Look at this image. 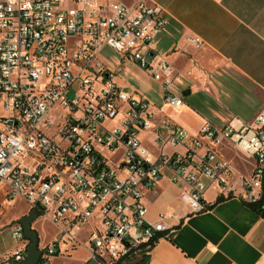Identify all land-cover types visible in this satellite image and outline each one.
Instances as JSON below:
<instances>
[{
  "label": "built area",
  "instance_id": "built-area-1",
  "mask_svg": "<svg viewBox=\"0 0 264 264\" xmlns=\"http://www.w3.org/2000/svg\"><path fill=\"white\" fill-rule=\"evenodd\" d=\"M165 15L153 0H0V184L58 226L61 238L83 245L79 231L88 228L90 257L103 264H124L133 248L171 230L166 213L147 220L142 200L166 176L187 185L181 200L189 214L208 210L210 187L221 197L234 192L235 167L221 145L255 161L241 178L243 199L264 194V110L221 128L207 121L193 135L158 122L156 105L97 60L112 47L161 82L166 104L182 107L172 90L176 70L153 47ZM143 132H152L157 152ZM10 228L17 250L0 253V264H22L29 240L21 223ZM41 250L37 264L60 252L57 242Z\"/></svg>",
  "mask_w": 264,
  "mask_h": 264
},
{
  "label": "crops",
  "instance_id": "crops-1",
  "mask_svg": "<svg viewBox=\"0 0 264 264\" xmlns=\"http://www.w3.org/2000/svg\"><path fill=\"white\" fill-rule=\"evenodd\" d=\"M153 1L166 10V24L156 38L154 51L176 70L172 90L192 99L180 108L166 104L161 82L122 56L158 83L160 103L146 97L156 105L158 122L180 124L198 135L207 121L221 128L233 117L249 122L264 110V0ZM194 38L202 45L196 46ZM112 72L118 83L116 71ZM130 92L143 97L137 90ZM141 137L157 152L152 132H143ZM219 150L234 164L235 189L218 201L217 188L210 187L205 194L208 210L189 214L181 200L187 185L174 183L169 176L144 194L147 220L156 222L166 213L167 224L172 226L150 250L149 264H264V212L242 197L241 178L254 171L255 161L236 146L224 144ZM240 166L245 171H240ZM82 231L86 233L84 240L80 238L83 245L61 237L43 242L42 247L39 242L40 249L58 243L60 252L49 264H91L92 260L103 264L90 257L88 228L79 233ZM77 246H84L88 255L78 260Z\"/></svg>",
  "mask_w": 264,
  "mask_h": 264
},
{
  "label": "rangeland",
  "instance_id": "rangeland-1",
  "mask_svg": "<svg viewBox=\"0 0 264 264\" xmlns=\"http://www.w3.org/2000/svg\"><path fill=\"white\" fill-rule=\"evenodd\" d=\"M97 60L110 70L116 71L118 83L121 84L124 89L129 91L137 90L139 95L144 98L147 97L155 103H160L161 89L158 83L144 74V72L134 65V63L132 64L130 60H123L122 55L112 47L105 46L97 54ZM184 97L183 99L186 103H192L191 98ZM238 169L240 171H245L242 166L238 167ZM237 177L238 175H236V178ZM28 212L29 207L26 203L20 197L9 198L5 185L0 184V252L8 250L4 253L13 254L17 250L15 247V240L12 236V230L8 225ZM33 228L38 231L41 247L43 246V242L48 243L55 237V240H59L61 237V234H58V226L42 214L33 222ZM85 237V231L79 233V238L84 240ZM67 240L70 242L69 239ZM88 243L90 244V242ZM87 255V250H85L84 246H77L75 256L78 260ZM91 264H95V262L92 260Z\"/></svg>",
  "mask_w": 264,
  "mask_h": 264
},
{
  "label": "water",
  "instance_id": "water-1",
  "mask_svg": "<svg viewBox=\"0 0 264 264\" xmlns=\"http://www.w3.org/2000/svg\"><path fill=\"white\" fill-rule=\"evenodd\" d=\"M39 215L38 211L32 210L8 225L10 227L17 222L21 223L23 226L24 236L27 240H29L27 255L22 261V264H37L42 255L43 251L39 247V234L38 231L33 228V222L39 217ZM138 234L140 235V229Z\"/></svg>",
  "mask_w": 264,
  "mask_h": 264
},
{
  "label": "trees",
  "instance_id": "trees-1",
  "mask_svg": "<svg viewBox=\"0 0 264 264\" xmlns=\"http://www.w3.org/2000/svg\"><path fill=\"white\" fill-rule=\"evenodd\" d=\"M222 199L223 197H219L218 201ZM248 204L260 212H264V194L260 200ZM166 233V231L157 232L150 240L133 248L126 256L122 257V262H124V264H149L150 250L153 248L159 237L165 235Z\"/></svg>",
  "mask_w": 264,
  "mask_h": 264
},
{
  "label": "flooded vegetation",
  "instance_id": "flooded-vegetation-1",
  "mask_svg": "<svg viewBox=\"0 0 264 264\" xmlns=\"http://www.w3.org/2000/svg\"><path fill=\"white\" fill-rule=\"evenodd\" d=\"M26 214H27V213H26ZM26 214H25V215H26Z\"/></svg>",
  "mask_w": 264,
  "mask_h": 264
}]
</instances>
